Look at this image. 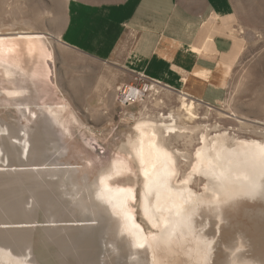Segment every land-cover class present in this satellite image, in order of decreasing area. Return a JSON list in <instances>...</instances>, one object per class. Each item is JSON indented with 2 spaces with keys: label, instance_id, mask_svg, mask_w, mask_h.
Wrapping results in <instances>:
<instances>
[{
  "label": "rangeland",
  "instance_id": "rangeland-1",
  "mask_svg": "<svg viewBox=\"0 0 264 264\" xmlns=\"http://www.w3.org/2000/svg\"><path fill=\"white\" fill-rule=\"evenodd\" d=\"M122 1L124 0H0V34L3 35L0 36V47L5 45L6 38L38 37L46 45V50L49 49L47 52L52 59V72L49 74L42 70L49 92L45 96V93L42 94L44 97L38 103L43 107L57 102L67 103L76 118L73 120L66 116L69 134H62V129L55 126L59 144L65 148L62 153L46 142L41 154L50 160L54 159L57 164L47 166L45 169H50L46 170L48 172L38 170L36 166L43 165L39 164V160L28 164L25 157L22 163L24 165L20 167L19 163L22 161L15 153L14 167L18 171L14 173L7 170L8 162L4 164L0 158V224L1 221L2 224L14 222L11 223L13 226H0V241L3 236L10 237L11 240L6 244L18 252L19 243L33 239L34 244L41 249L35 258L38 264L124 263L120 259L110 261L103 243L96 255H83L79 258H73L66 245L96 242L99 247L102 238H115L109 212L94 208L87 202L83 206L82 203L80 206L75 205L81 198L88 197L89 189L96 187L101 176L112 167L119 155L128 154L129 142L136 138L137 126L141 122L161 124L169 122L165 118L173 115L179 126L189 128L183 134L165 135L168 149L182 162L181 178L191 171V163L196 151L202 146L203 135L211 139L216 135L226 134L232 140L256 139L264 142V0H232L240 17L238 32L241 34L240 39L236 40L235 57L231 59L228 71L237 56L241 52L242 54L231 74L222 103L207 105L192 98L195 101L196 115L192 121H187L185 112L181 110V93L158 86L147 78L149 86L142 99L132 105L119 104L116 98L122 87L114 92L111 87L113 73L108 72L106 65L80 55L57 38L64 28L72 3L106 5ZM234 34L237 35L235 32ZM237 45L240 50H237ZM4 53L6 60L11 59L9 52ZM135 77L131 79L132 83H136ZM44 113L49 116L46 108ZM0 117L10 124L34 125L21 117L9 104L0 106ZM135 173L114 182L136 188L137 196L132 206L138 222L150 233L156 229L144 216L142 178L137 165ZM16 174L20 178L16 183L13 182V186L11 179ZM205 184L206 179L201 177L194 181L192 187L202 194ZM249 203L254 205L253 202ZM57 213L87 216L86 222H82L85 223L84 228L92 225L89 228L96 230H82L74 234L63 232L61 235L51 236L37 234L43 230L37 228L39 232H34L35 230H31L34 227L29 228L33 224H27L30 219L54 216ZM256 221L257 218L254 223ZM242 227L247 231L245 224ZM261 228V231L254 230L255 236L262 234ZM263 236L264 234L261 236L264 243ZM262 241L261 244L264 245ZM258 243H255L256 246ZM126 249L125 246L122 247L125 254ZM255 250L258 253V247ZM156 255L164 264H188V260L182 255H167L161 250H157ZM140 264H149V261L143 257Z\"/></svg>",
  "mask_w": 264,
  "mask_h": 264
},
{
  "label": "bare ground",
  "instance_id": "bare-ground-1",
  "mask_svg": "<svg viewBox=\"0 0 264 264\" xmlns=\"http://www.w3.org/2000/svg\"><path fill=\"white\" fill-rule=\"evenodd\" d=\"M42 43L36 36H15L6 38L5 45L0 47V106L11 105L21 117L34 124L32 127L10 124L0 117V158L1 162H8L7 170L11 172L18 171L14 167L15 153L22 161L20 167L24 165L23 157L28 164L39 160V164L56 166L54 159L50 160L41 153L46 142L62 153L65 148L59 144L55 126L62 129V134H69L66 116L76 119L67 103L57 102L44 107L38 103L49 92L43 71L52 72L49 49L46 50ZM240 49L237 45V50ZM4 51L9 52L11 59L4 58ZM200 77L206 79L205 74ZM186 92L190 90L181 93V110L187 121H192L196 118L195 101ZM44 108L49 116L44 113ZM165 119L170 121L161 124L141 122L137 126L136 138L129 142L128 154L119 155L96 187L89 189L88 197L81 198L75 205L82 203L83 206L87 202L109 212L115 238H102L106 255L124 258L127 264H140L143 257L149 264H164L156 255L157 250H161L167 255H182L188 264H264V245L261 244L264 234V153L260 151L264 142L232 140L226 134L211 139L203 135L191 171L181 178L182 162L168 149L165 135L183 134L189 128L179 126L173 115ZM135 165L142 178L144 216L156 229L150 233L138 222L132 206L137 196L136 188L114 182L135 175ZM201 177L206 179V184L203 193L199 194L192 184ZM19 178L16 174L11 182L16 183ZM253 191L254 194H250ZM256 218L258 221L254 223ZM244 224L247 231L243 230ZM261 226L263 232L256 237L254 230H260ZM229 231L231 235L228 236ZM2 238L0 264H38L29 247L23 253H15L14 248L15 252L2 245L11 238ZM256 241L259 242L257 246ZM123 246L127 248L126 254ZM255 247H258V253Z\"/></svg>",
  "mask_w": 264,
  "mask_h": 264
},
{
  "label": "crops",
  "instance_id": "crops-1",
  "mask_svg": "<svg viewBox=\"0 0 264 264\" xmlns=\"http://www.w3.org/2000/svg\"><path fill=\"white\" fill-rule=\"evenodd\" d=\"M239 19L232 0L74 2L59 40L106 65L114 92L142 74L158 86L179 93L187 89L190 98L216 105L223 102L242 54L228 71L240 39Z\"/></svg>",
  "mask_w": 264,
  "mask_h": 264
},
{
  "label": "water",
  "instance_id": "water-1",
  "mask_svg": "<svg viewBox=\"0 0 264 264\" xmlns=\"http://www.w3.org/2000/svg\"><path fill=\"white\" fill-rule=\"evenodd\" d=\"M47 166H49V165L43 164V165H39L36 167L41 172L46 173V172H48L46 170H50V169H45V168H48ZM32 169H35V167ZM86 217H80V216H77L75 214L57 213L54 216L42 217L40 219H30L29 221H27V222H29L27 224H33V225H29V226H31L29 228L34 227L31 229V230H35L34 232H39V229H37V228H41L43 230V232L37 233V234H42V235L48 234L51 236H58V235H61L63 232L74 234V233H77V232L82 231V230H84L86 232H91V231L94 232L96 230L95 228H89L92 225H88L89 227L86 229L84 228L85 226H83V225L85 223H82V222H86ZM5 225L13 226L11 224H0V226H5ZM102 243L104 244L103 241H99V244H100L99 247H98L96 242H93L91 244H67L66 246H67V248H69V252L72 254L71 256H73V258H79L83 255H96L97 251H99L100 247L102 246ZM2 245L9 247V244H2ZM18 246H19L18 252H15L13 250V247H11V249L15 253L20 254V253L24 252V249H26L27 247H30V249L32 250V253L34 255V261H35V258L38 257V253L40 250L38 249L37 245L34 244L33 239L26 242V243L21 242L18 244ZM49 246H50V244H49ZM48 248H50V247H48ZM108 259H110V261H113L115 258L110 254ZM122 259L125 260V261H123L124 264H127V260L124 258H122ZM122 259H120V260H122ZM44 264H47V263H44Z\"/></svg>",
  "mask_w": 264,
  "mask_h": 264
},
{
  "label": "built area",
  "instance_id": "built-area-1",
  "mask_svg": "<svg viewBox=\"0 0 264 264\" xmlns=\"http://www.w3.org/2000/svg\"><path fill=\"white\" fill-rule=\"evenodd\" d=\"M136 83L125 85L120 88L117 95V101L121 105H132L137 103L143 98L144 93L148 90V80L142 74H138L135 77Z\"/></svg>",
  "mask_w": 264,
  "mask_h": 264
},
{
  "label": "snow or ice",
  "instance_id": "snow-or-ice-1",
  "mask_svg": "<svg viewBox=\"0 0 264 264\" xmlns=\"http://www.w3.org/2000/svg\"><path fill=\"white\" fill-rule=\"evenodd\" d=\"M260 151H261L262 153H264V148H262ZM250 194H254V191H253V193H250ZM128 218L131 219V217H128ZM140 247H143V244H141Z\"/></svg>",
  "mask_w": 264,
  "mask_h": 264
}]
</instances>
